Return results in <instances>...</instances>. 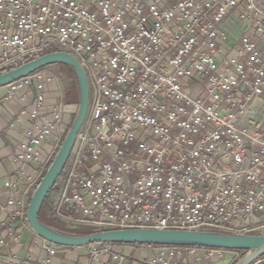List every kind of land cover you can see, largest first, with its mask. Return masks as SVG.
<instances>
[{
    "label": "built area",
    "instance_id": "1",
    "mask_svg": "<svg viewBox=\"0 0 264 264\" xmlns=\"http://www.w3.org/2000/svg\"><path fill=\"white\" fill-rule=\"evenodd\" d=\"M236 12L237 37L222 27ZM53 50L72 54L89 97L57 178L54 214L68 228L264 229V5L260 0H0V73ZM48 65L0 86L3 103L17 99L9 126L29 120L4 179L9 218L27 220L17 183L37 186L67 127L59 84ZM35 91V94H34ZM64 127H67L64 130ZM52 139L47 149L46 139ZM38 170L29 172L25 164ZM16 227L7 226L14 236ZM1 241H4L2 239ZM115 242L89 243L98 264ZM48 264L59 244L42 238ZM131 264H181L204 250L240 249L158 244ZM8 261L20 264L9 255ZM186 264H194L186 261Z\"/></svg>",
    "mask_w": 264,
    "mask_h": 264
},
{
    "label": "water",
    "instance_id": "2",
    "mask_svg": "<svg viewBox=\"0 0 264 264\" xmlns=\"http://www.w3.org/2000/svg\"><path fill=\"white\" fill-rule=\"evenodd\" d=\"M70 66L78 85V108L52 161L35 187L27 206V220L42 238L59 245H84L94 242H125L140 244H174L222 247L245 250L232 264H251L264 254V233H230L205 229L120 227L72 234L43 222L38 214L43 201L56 183L70 153L75 134L82 124L89 97L86 75L77 59L67 51L53 50L0 73V86L49 64ZM35 94V91H34Z\"/></svg>",
    "mask_w": 264,
    "mask_h": 264
},
{
    "label": "crops",
    "instance_id": "3",
    "mask_svg": "<svg viewBox=\"0 0 264 264\" xmlns=\"http://www.w3.org/2000/svg\"><path fill=\"white\" fill-rule=\"evenodd\" d=\"M260 1L264 5V0ZM222 27L231 37H237L239 35L241 32V25L236 16V12L227 14ZM61 97L62 94H60L56 100H60ZM19 106L20 103L15 99L3 103L0 110V264H13L7 259L9 255L17 256L20 259V264H41V260L47 255L46 250L42 246V237L32 230L28 222L22 224L10 220L9 209L2 208V206L6 204L7 199V190L3 185V181L14 168L12 156L18 150V146L24 137L25 128L29 124L27 118H22L19 122H15L13 125L9 126V122L13 118V113ZM68 108V114L70 116L75 115L77 105L73 104V106ZM50 144H52L51 138L46 139L42 146L44 149H47ZM24 168L29 172H34L38 170V165L27 163ZM16 187L19 192L16 197H19L20 194L24 195L26 201L29 202L34 188L27 187V182L25 180H19ZM11 224H13L17 230L12 237L6 235L7 226ZM81 228L88 227L83 226ZM78 229L71 230L74 231ZM2 239H4V241H1ZM112 250L126 254L127 260L123 264H131V259L134 257L154 256L158 247L155 244L115 242L112 246ZM203 254L204 250L202 249H198L194 255L185 254L181 260V264H186L188 260L193 261L194 264H205L206 260L202 258ZM263 257L264 256L258 258L251 264H263L261 263ZM90 260L91 254L89 245H60L58 250L51 255V260L48 264H89ZM235 260L236 258H234L233 252L230 251L226 252L223 257L212 256L211 258L214 264H232ZM98 264L117 263L111 258L109 253H104L100 257Z\"/></svg>",
    "mask_w": 264,
    "mask_h": 264
},
{
    "label": "rangeland",
    "instance_id": "4",
    "mask_svg": "<svg viewBox=\"0 0 264 264\" xmlns=\"http://www.w3.org/2000/svg\"><path fill=\"white\" fill-rule=\"evenodd\" d=\"M47 68L56 77H58L59 84L55 85V84L51 83L50 87L45 90L44 95L46 96V98H48V101L51 104V103L55 102V100L59 97L60 94H62V98H63L62 100H63V102H64V104L66 106L67 127L68 126L70 127L75 115L70 116L68 114V112H69V108L68 107H71V106H73V104H76L77 108H78V98H79L78 86H77V94H78L77 98L76 99H72L69 96V88H68L69 84L67 82L68 81V74H67L68 71H67V68H66L65 64H58V63L49 64L47 66ZM77 108H76V111H77ZM75 114H76V112H75ZM67 127H64V130H66ZM69 127H68V129H69ZM57 190H58V183L56 182L54 184V186L51 188V190L49 191V193L47 194V196H46V205H45V208H44V213H46L47 218L49 220H51L52 223L59 224L60 228H62L61 230H63L64 232H67V233H73L72 230L69 229L66 226L67 224L54 214L53 207H52V202H53V197H55V195L57 194ZM81 227H83V226H78L75 229H78V228H81ZM81 229H86V228H81ZM253 232L254 233H264V229L256 230V231H253ZM73 234H75V233H73ZM243 254H244V252H240L239 251L236 254V256H237L236 259L238 257H240L241 255H243ZM262 256H264V254ZM261 263L264 264V257L262 258Z\"/></svg>",
    "mask_w": 264,
    "mask_h": 264
},
{
    "label": "trees",
    "instance_id": "5",
    "mask_svg": "<svg viewBox=\"0 0 264 264\" xmlns=\"http://www.w3.org/2000/svg\"><path fill=\"white\" fill-rule=\"evenodd\" d=\"M58 64H63V63H58ZM65 66H66V68H67V71H68V88H69V96L72 98V99H76L77 98V81H76V77H75V73H74V71H73V69L70 67V66H68V65H66L65 64ZM45 205H46V198H45V200L43 201V203H42V205H41V208H40V211H39V214H38V216H39V218L43 221V222H45L46 224H49V225H51V226H53V227H55V228H57V229H59V230H61L62 228H60L59 227V224H57V223H52L51 222V220H49L48 218H47V216H46V213H44V208H45ZM61 231H63V230H61ZM93 230L91 229V228H86V229H78V230H74V231H72L73 233H75V234H84V233H88V232H92ZM72 233V234H73ZM121 243V242H120Z\"/></svg>",
    "mask_w": 264,
    "mask_h": 264
}]
</instances>
